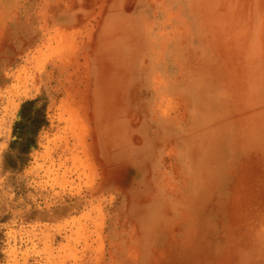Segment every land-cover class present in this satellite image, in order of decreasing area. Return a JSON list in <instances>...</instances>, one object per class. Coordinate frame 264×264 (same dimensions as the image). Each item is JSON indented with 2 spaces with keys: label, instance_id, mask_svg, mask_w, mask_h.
Segmentation results:
<instances>
[{
  "label": "rangeland",
  "instance_id": "rangeland-1",
  "mask_svg": "<svg viewBox=\"0 0 264 264\" xmlns=\"http://www.w3.org/2000/svg\"><path fill=\"white\" fill-rule=\"evenodd\" d=\"M0 264H264V0H0Z\"/></svg>",
  "mask_w": 264,
  "mask_h": 264
},
{
  "label": "bare ground",
  "instance_id": "bare-ground-1",
  "mask_svg": "<svg viewBox=\"0 0 264 264\" xmlns=\"http://www.w3.org/2000/svg\"><path fill=\"white\" fill-rule=\"evenodd\" d=\"M108 1V0H107ZM88 3V2H87ZM83 5V4H82ZM87 5H89V4H87ZM86 5V6H87ZM100 22V21H99ZM90 24H92V23H90ZM89 40H90V38H89ZM84 43V42H83ZM73 58V57H72ZM76 63V62H75ZM87 64V63H86ZM88 69V68H87ZM60 110V109H59ZM77 113V112H76ZM80 118V117H79ZM81 119V118H80ZM82 121V120H81ZM77 123V122H76ZM80 126V125H79ZM80 133V132H79ZM79 136V135H78Z\"/></svg>",
  "mask_w": 264,
  "mask_h": 264
}]
</instances>
